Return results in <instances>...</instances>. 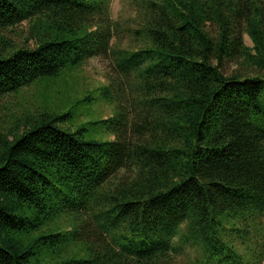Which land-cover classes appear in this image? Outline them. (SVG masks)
<instances>
[{"label": "trees", "instance_id": "obj_1", "mask_svg": "<svg viewBox=\"0 0 264 264\" xmlns=\"http://www.w3.org/2000/svg\"><path fill=\"white\" fill-rule=\"evenodd\" d=\"M130 6L123 28L111 0H0V99H39L0 125V264H263L264 0ZM95 58L121 80L74 96Z\"/></svg>", "mask_w": 264, "mask_h": 264}, {"label": "rangeland", "instance_id": "obj_2", "mask_svg": "<svg viewBox=\"0 0 264 264\" xmlns=\"http://www.w3.org/2000/svg\"><path fill=\"white\" fill-rule=\"evenodd\" d=\"M131 0H111V16L114 22L120 24L123 28L132 26V18L134 16L133 9L130 6ZM131 37L126 36L123 42V46L127 47ZM244 42L247 46H251L248 38L244 36ZM225 75H230L235 72H241L245 74H253V70L246 66L240 65H226L223 68ZM121 78L113 71L111 61L95 58L90 59L84 65V67L76 73L71 81L69 79L67 90L70 92L73 90V95H79L80 97L90 96L97 99L100 93L95 89L100 85H106L111 81L118 82ZM62 91L66 95V83L62 86ZM39 99L35 88L24 91L21 96L17 98H3L0 99V125L2 121L8 120V116L11 115L5 110L9 104L14 110L11 113L17 114L16 106L33 107L38 105ZM103 103L98 101H91L80 107L82 116L76 121H79L84 127L82 132L84 140H105L107 139L106 133H100V129L95 126H87V124L96 122L101 119H106L112 116L113 109L102 106ZM195 260V253L192 249L186 248L184 254L176 257L177 264H191ZM264 264V261H263Z\"/></svg>", "mask_w": 264, "mask_h": 264}]
</instances>
